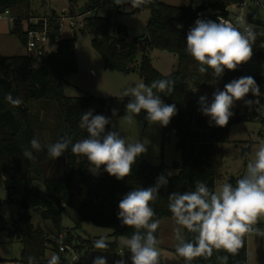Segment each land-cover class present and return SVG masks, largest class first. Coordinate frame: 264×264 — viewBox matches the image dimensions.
Listing matches in <instances>:
<instances>
[{
	"label": "trees",
	"instance_id": "obj_1",
	"mask_svg": "<svg viewBox=\"0 0 264 264\" xmlns=\"http://www.w3.org/2000/svg\"><path fill=\"white\" fill-rule=\"evenodd\" d=\"M228 1L204 0L200 5L190 3L187 6H174L160 0H150L138 8L150 11L145 26L150 37L148 48L165 50L178 58L176 69L164 75L152 65L148 48L146 54L141 55L138 45L128 40L125 24L113 25V19L125 14L114 0H67L69 10H79L82 7L84 14L108 5L104 16L86 17L87 29L100 37L99 42L95 38L93 43L102 55L106 69L126 74L138 73L146 85L165 79L174 82L171 94L155 89L154 92L161 96L165 104H175L177 109V114L172 117L169 125L162 128L161 151L163 152L174 133L177 137L176 149L182 153V159L170 166L163 162L154 165L142 155L133 165L132 174L123 180L110 176L103 166L100 169L103 175L93 173L86 157L72 154L71 145L55 160L48 155V145H43L40 151L31 149L30 141L33 138L39 140V125L30 106L32 101L53 102L56 108L54 132L57 138L50 144L65 136L71 137L73 143L86 138V130L79 125L81 116L89 110L93 111V115L99 114L110 119L111 123L106 126V131L114 130V118L126 114L128 98L64 95L66 77L78 70L74 38L60 40L57 49L37 60L35 65L30 64L24 55L0 56V173L15 169L24 185L22 199L18 202L24 212L10 225L1 217L0 227L21 243L22 264H28L29 257L35 258L34 264H48L50 258L46 257L47 249L60 256V264H93V260L97 258L92 255L89 262H69L67 251L59 250V238L77 253L90 250L114 253L120 248L127 250L119 242V238L131 237L135 229L123 225L118 218L120 200L133 189L154 186L157 178L160 175L167 176L169 171L173 175L168 177L167 186L159 189L157 199L151 203L156 213L153 219H173L168 207L169 195L194 191L196 180L205 182L210 190H215L217 173L225 161L223 143L228 140L231 126L256 119L263 124V117L257 112L258 103H253L251 106L244 104L240 112L232 111L234 115L227 126H215L210 117L201 112L199 97L194 93V89L203 88L208 83L227 84L241 77L244 64L235 71L225 69L223 76L216 79L211 75V70L201 74L198 72V63L186 52L187 33L195 26V21L203 19L218 22V17L226 14L225 6ZM29 6L30 0H0V14L8 11L15 16L10 32L16 34L23 44L26 32L22 22L29 17ZM51 14L56 15L55 11ZM178 24L182 27L178 28ZM251 60H264V48L257 37L253 43ZM252 77L258 86L263 82V76ZM9 93L13 98L22 99L19 107H13L6 100ZM246 100L255 101L256 97L249 93ZM211 101L212 99H208L209 104ZM113 110H116L115 115ZM25 149L32 151L35 158H25ZM249 153L250 147L246 143L239 145L240 157L246 158ZM237 180L238 178L230 176L226 182L235 186ZM36 181L42 183L44 188L37 186ZM29 210L34 211L38 224H34L27 214ZM63 213L70 214L74 222L73 228L62 225ZM86 221L112 230L111 235L115 239L107 241V248L94 247V241L100 238L74 237L72 231L81 229ZM261 224L264 228V221ZM184 234L186 240H194V233L184 230ZM155 235L158 238V229ZM247 237L248 235L243 238V246L236 255L214 250L211 258L199 257L192 264H222L217 257L225 255H228L227 264H246ZM181 260L185 264L182 257Z\"/></svg>",
	"mask_w": 264,
	"mask_h": 264
},
{
	"label": "clouds",
	"instance_id": "obj_2",
	"mask_svg": "<svg viewBox=\"0 0 264 264\" xmlns=\"http://www.w3.org/2000/svg\"><path fill=\"white\" fill-rule=\"evenodd\" d=\"M150 0H114L116 5L130 4L132 8H140ZM181 28L182 25H177ZM254 25H246L241 31L229 20L222 17L218 22L197 19L186 38V52L198 63V72L206 74L211 70L214 79L223 76L225 69L235 71L253 57V43L257 33ZM174 82L171 80L153 81L151 85L143 82L129 87L123 92L128 97L126 112L138 116L146 112V119L152 124L167 127L177 114L175 104H165L159 92L171 94ZM261 96L260 88L252 76H242L224 85L223 90L217 89L212 94L209 104L206 95L199 97L201 112L210 117L215 126L225 127L234 115L232 108L236 101L244 100L251 106L259 100H245L248 94ZM6 100L19 107L22 99L7 94ZM116 110H113L115 115ZM133 118L128 117L132 124ZM110 119L103 115H93L89 110L80 118V128L85 129L84 139L72 142L71 137H62L58 142L47 146L48 155L53 159L61 157L69 145L73 155L84 156L92 166L90 170L98 173L103 166L110 176L123 180L132 174L137 158L147 153V146L141 142L126 143L118 131H106ZM31 149L41 150L37 138L30 141ZM23 156L28 160L35 157L33 152L25 149ZM167 176L160 175L156 184L148 188H136L129 191L119 202L118 218L122 224L135 229L131 237H124L122 245L131 253V264H160V252L155 233L160 225L151 203L157 199L159 189L167 186ZM169 210L177 225L173 229L176 253L185 264H192L196 258L209 259L214 250L236 255L243 246V238L247 235L264 237V228L258 227L264 221V142L255 151L254 159L247 163L246 173L239 178L235 186L222 183L210 190L203 181H195V190L174 192L169 195ZM184 230L194 233V240H186ZM96 249L108 247L106 237L94 241ZM222 264H227L228 255L217 257ZM35 258L29 257L28 264H34ZM48 264H60V256L53 253ZM93 264H107L104 257H97ZM116 264H125L119 260Z\"/></svg>",
	"mask_w": 264,
	"mask_h": 264
},
{
	"label": "rangeland",
	"instance_id": "obj_3",
	"mask_svg": "<svg viewBox=\"0 0 264 264\" xmlns=\"http://www.w3.org/2000/svg\"><path fill=\"white\" fill-rule=\"evenodd\" d=\"M164 3L174 6L200 5L204 0H160ZM120 9L125 12L123 15L113 19V25L123 23L127 27L129 37L140 34L146 26L150 16L148 9L132 8L130 4L124 3L119 5ZM82 8V7H80ZM108 5H104L97 10L90 11L87 14L83 13V9L69 10L67 0H30L28 16L31 15H46L53 11L57 15H75L82 14V21L85 22L82 28L65 27L63 31L64 38H74L76 59L78 70L75 73L68 75L64 81V95L69 97H79L94 95L96 97H123V92L136 84L143 82L138 73H122L118 71H110L105 68L102 55L94 46L93 39L95 34L87 29L86 17L94 15L104 16L107 12ZM138 9V10H136ZM211 12V11H210ZM13 13H16L13 11ZM11 13L3 12L0 14V56L24 55L30 64L35 65L37 59L29 57L24 48V44L14 33H11L13 21L10 19ZM15 17V16H14ZM27 17V16H26ZM25 19V18H24ZM23 19V20H24ZM24 28V21L22 22ZM116 36V30L114 29ZM148 55L151 58L152 65L160 73L166 75L176 69L178 58L175 54L157 49L148 48ZM263 76L264 77V60L245 63L242 66V76ZM225 84L208 83L205 87L194 89L197 97L206 95L208 99H212V94L217 89L223 90ZM129 99V98H128ZM246 100V98H245ZM245 104L244 100L236 101L232 108L234 112H240ZM31 110L37 119L39 142L41 146L49 145L57 138L54 132L56 123V108L53 102H30ZM146 112L142 111L138 116L126 112L125 115L116 117L112 120V126L115 131H118L125 138L126 143L141 142L147 146V153L143 154L145 159L154 165L161 162L170 166L175 161L182 159V153L176 149L177 137L174 133L171 134L169 142L161 151V135L162 126L158 123L152 124L146 119ZM132 117L134 122L128 123V117ZM262 123L260 120H249L231 126L228 133V140L223 143L225 149V161L217 173L216 186L225 183L230 176L241 178L246 173L247 163L254 159L255 151L261 142L260 131ZM250 147V153L246 158L239 155V145L245 143ZM240 143V144H238ZM94 173V172H93ZM97 175H103L100 170ZM37 186L44 188L43 184L36 181ZM23 180L15 169H9L4 173H0V218H4L8 225L14 219L24 212L18 205V202L23 196ZM27 214L31 216L34 224H38L39 220L34 211L29 210ZM263 222V221H261ZM49 226V223L45 224ZM62 225L65 228H73L74 222L69 213H63ZM177 227L173 219H163L160 221L158 228V250L160 252V262L162 264H183L181 257L176 253V244L178 241L174 238L173 229ZM259 227V224H258ZM0 227V237L4 236ZM74 237H106L107 241H113L115 238L111 235L112 230L107 227L95 225L91 222H84L81 229L72 231ZM124 237L119 238L121 243ZM62 239L59 238L61 243ZM122 244V243H121ZM247 263L246 264H264V237L256 235H248L247 238ZM1 249V247H0ZM8 255H17V246L8 247ZM1 253V251H0ZM54 252L50 249L46 251V257L50 258ZM104 257L107 262L113 257V253L104 250H90L79 253L80 259H90L91 256Z\"/></svg>",
	"mask_w": 264,
	"mask_h": 264
},
{
	"label": "built area",
	"instance_id": "obj_4",
	"mask_svg": "<svg viewBox=\"0 0 264 264\" xmlns=\"http://www.w3.org/2000/svg\"><path fill=\"white\" fill-rule=\"evenodd\" d=\"M8 13V11H6ZM225 15H221L226 20L233 23L234 26L243 30L246 25H254V31L257 38L260 39L261 46L264 48V0H229L225 6ZM82 14L75 15H31L25 18L24 30L26 32V41L24 44L25 52L29 57L40 60L48 53L54 52L60 40L63 37L65 27L82 28L85 22L80 18ZM11 21L14 22L15 17L11 15ZM261 96L256 97L259 100L257 104V112L263 117V124L260 131L261 142H264V78L259 85ZM59 250L67 251V259L69 262H89L90 259H80L77 253L70 245L63 244L61 241ZM131 253L129 249L120 248L113 253V257L107 264H116L119 260H124L125 264H131ZM160 261V259H159ZM160 264H162L160 262Z\"/></svg>",
	"mask_w": 264,
	"mask_h": 264
},
{
	"label": "crops",
	"instance_id": "obj_5",
	"mask_svg": "<svg viewBox=\"0 0 264 264\" xmlns=\"http://www.w3.org/2000/svg\"><path fill=\"white\" fill-rule=\"evenodd\" d=\"M211 1H216V0H211ZM262 222L259 223V225L261 224ZM263 228V227H261ZM2 229V228H1ZM3 232H6L5 233V237L2 236L0 237V264H22L20 262V255H21V243L16 240L15 238H12L8 235V232L7 230H4L2 229ZM248 238V237H247ZM16 245L17 246V250H18V254L15 256V255H8L7 252V248L8 247H13V245ZM247 248H248V244H247Z\"/></svg>",
	"mask_w": 264,
	"mask_h": 264
},
{
	"label": "water",
	"instance_id": "obj_6",
	"mask_svg": "<svg viewBox=\"0 0 264 264\" xmlns=\"http://www.w3.org/2000/svg\"><path fill=\"white\" fill-rule=\"evenodd\" d=\"M82 8H79V11H81ZM97 41H100V37L96 36ZM130 42H134L138 45V49H139V53L141 55L146 54L147 48L150 45V37L146 31V29H144L140 34L133 36V37H129L128 39ZM240 115V113H239ZM259 227H262V224L259 225Z\"/></svg>",
	"mask_w": 264,
	"mask_h": 264
}]
</instances>
